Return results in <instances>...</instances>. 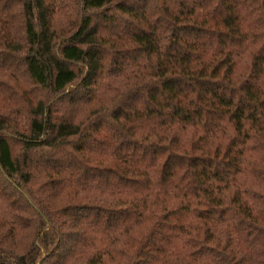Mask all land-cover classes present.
<instances>
[{
  "label": "trees",
  "instance_id": "16d2710c",
  "mask_svg": "<svg viewBox=\"0 0 264 264\" xmlns=\"http://www.w3.org/2000/svg\"><path fill=\"white\" fill-rule=\"evenodd\" d=\"M0 264H264V0H0Z\"/></svg>",
  "mask_w": 264,
  "mask_h": 264
}]
</instances>
